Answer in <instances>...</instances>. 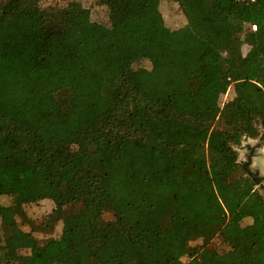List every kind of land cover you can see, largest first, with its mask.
Wrapping results in <instances>:
<instances>
[{
	"label": "trees",
	"instance_id": "1",
	"mask_svg": "<svg viewBox=\"0 0 264 264\" xmlns=\"http://www.w3.org/2000/svg\"><path fill=\"white\" fill-rule=\"evenodd\" d=\"M162 1H0V263L264 264V0Z\"/></svg>",
	"mask_w": 264,
	"mask_h": 264
},
{
	"label": "rangeland",
	"instance_id": "2",
	"mask_svg": "<svg viewBox=\"0 0 264 264\" xmlns=\"http://www.w3.org/2000/svg\"><path fill=\"white\" fill-rule=\"evenodd\" d=\"M2 1V0H0ZM151 7L155 14L158 17L165 18L167 21H174L177 19H182V11L179 9V7L176 4L169 3L167 1L162 0H150ZM60 77L59 79L52 85V87L57 90L62 86L65 85H76L78 92L75 93V96H73L71 101V109L77 114H81L84 107L85 102L87 101L88 92L87 90L81 86L74 74L69 70L67 64L65 63L64 59H60ZM150 93L152 96H158L160 98L165 97L164 90L161 89H151ZM261 129H264L263 123L261 126ZM260 135L257 136H247L244 137L241 144L236 146L239 152V159H247L250 155L252 158L251 160L253 163L258 164L262 171H264V143L262 142ZM251 147L252 153L247 154ZM262 174H264L262 172ZM138 207V206H137ZM136 207V209H137ZM62 215V209L58 208L56 209L49 217V222H56L58 218ZM22 220L24 221L25 228L27 229H37L39 225L35 223L31 218H29L26 215H23ZM256 221V217L251 218L249 221H245L244 228L246 231H253L254 230V223ZM0 229H1V222H0ZM75 235L77 233H74ZM106 234L103 232V230L96 228L93 235H92V241L95 243H99L102 241H105ZM2 264V263H0Z\"/></svg>",
	"mask_w": 264,
	"mask_h": 264
},
{
	"label": "flooded vegetation",
	"instance_id": "3",
	"mask_svg": "<svg viewBox=\"0 0 264 264\" xmlns=\"http://www.w3.org/2000/svg\"><path fill=\"white\" fill-rule=\"evenodd\" d=\"M261 140H262V138H261ZM249 149H250V151L247 154L252 153V151H251L252 148L249 147ZM250 155H249V157L247 159H243L242 161H245V162L248 163V168L250 169V171L252 173H254L253 176L255 177V180L257 181L255 186L260 190V192L264 196V174H262V170L259 167V165L253 163V161L251 160L252 158L250 157Z\"/></svg>",
	"mask_w": 264,
	"mask_h": 264
},
{
	"label": "water",
	"instance_id": "4",
	"mask_svg": "<svg viewBox=\"0 0 264 264\" xmlns=\"http://www.w3.org/2000/svg\"><path fill=\"white\" fill-rule=\"evenodd\" d=\"M240 160V159H239ZM264 173V171H262Z\"/></svg>",
	"mask_w": 264,
	"mask_h": 264
},
{
	"label": "built area",
	"instance_id": "5",
	"mask_svg": "<svg viewBox=\"0 0 264 264\" xmlns=\"http://www.w3.org/2000/svg\"><path fill=\"white\" fill-rule=\"evenodd\" d=\"M255 27V26H254Z\"/></svg>",
	"mask_w": 264,
	"mask_h": 264
}]
</instances>
